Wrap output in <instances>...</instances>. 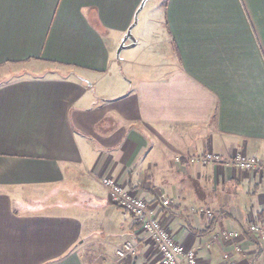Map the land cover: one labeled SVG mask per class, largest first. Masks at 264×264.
Instances as JSON below:
<instances>
[{
  "label": "crops",
  "instance_id": "0c3cea01",
  "mask_svg": "<svg viewBox=\"0 0 264 264\" xmlns=\"http://www.w3.org/2000/svg\"><path fill=\"white\" fill-rule=\"evenodd\" d=\"M24 65L0 82V264H161L103 178L197 264H264V172L184 159L264 162V0H0V69Z\"/></svg>",
  "mask_w": 264,
  "mask_h": 264
},
{
  "label": "built area",
  "instance_id": "2783aa9c",
  "mask_svg": "<svg viewBox=\"0 0 264 264\" xmlns=\"http://www.w3.org/2000/svg\"><path fill=\"white\" fill-rule=\"evenodd\" d=\"M182 158V156H177L175 160L180 162ZM184 159L190 164L202 166L208 164L233 165L242 171L264 172V162L255 157H247L242 152H236L230 159H223L211 151H206L197 156L185 157ZM101 184L108 192L110 203L125 211L142 224L148 239L156 248L161 264H197L195 252L184 249L173 239L170 232L155 218L153 211L143 199L125 189L112 178H103ZM167 204L168 201L164 200L163 205ZM248 230L258 239L264 241V226L253 222L249 225ZM221 236L225 239H231L236 236V233L224 231L221 233ZM133 253L134 247L130 243H125L122 249L117 251V255L120 258L130 256ZM223 258L227 264H234V261L229 259L228 254H224Z\"/></svg>",
  "mask_w": 264,
  "mask_h": 264
},
{
  "label": "rangeland",
  "instance_id": "374dc122",
  "mask_svg": "<svg viewBox=\"0 0 264 264\" xmlns=\"http://www.w3.org/2000/svg\"><path fill=\"white\" fill-rule=\"evenodd\" d=\"M164 1V0H162ZM119 47V45H118ZM129 52V50H122L121 53L119 54L118 60L123 61L125 59V54ZM56 70L58 68H55ZM33 71L31 69H29L27 66H6V67H2L0 69V82L3 81H9V80H13V79H17L20 78L22 76H25L26 74H29L30 76H34L35 73H32ZM45 76H50L48 75V73L44 72ZM81 191H75L76 195H79ZM60 195V194H59ZM50 195L51 200H57L56 202H58V199H64L66 197H64V195ZM45 199H48L47 197H45ZM66 200V199H65ZM42 204V203H41Z\"/></svg>",
  "mask_w": 264,
  "mask_h": 264
}]
</instances>
